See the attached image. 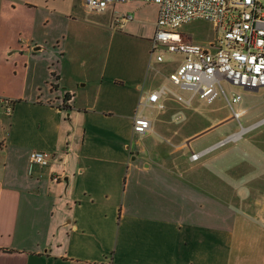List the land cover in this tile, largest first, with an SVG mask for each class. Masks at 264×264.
I'll return each instance as SVG.
<instances>
[{"label": "crops", "instance_id": "crops-1", "mask_svg": "<svg viewBox=\"0 0 264 264\" xmlns=\"http://www.w3.org/2000/svg\"><path fill=\"white\" fill-rule=\"evenodd\" d=\"M81 1L0 0V264H264V131L193 162L219 138L151 119L169 96L143 106L170 83L150 75L156 28L128 53Z\"/></svg>", "mask_w": 264, "mask_h": 264}, {"label": "built area", "instance_id": "built-area-1", "mask_svg": "<svg viewBox=\"0 0 264 264\" xmlns=\"http://www.w3.org/2000/svg\"><path fill=\"white\" fill-rule=\"evenodd\" d=\"M132 3L158 7L151 56L160 63L165 60V52L184 56L177 70L170 74L169 81L191 92V97L184 100L169 85H164L151 93L143 106L162 108L161 99L169 95H175L187 105L196 98L212 103L223 96L233 111L232 119L239 122L238 132L202 151H192L193 162L240 142L264 125L263 119L244 127L235 110L243 101L242 95L234 92L230 96L224 88V83L249 92L264 88V5L260 0H85V8L92 13H103L110 6ZM133 20L134 15L118 17L116 26L124 28ZM195 21H206L214 26L217 33L214 42L207 46L196 44L178 32L180 27ZM0 102L6 114L11 115L13 101L1 99ZM133 129L137 134L146 135L153 131L152 122L136 114ZM53 159V155L41 151L30 155L31 163L40 167L49 166Z\"/></svg>", "mask_w": 264, "mask_h": 264}, {"label": "rangeland", "instance_id": "rangeland-1", "mask_svg": "<svg viewBox=\"0 0 264 264\" xmlns=\"http://www.w3.org/2000/svg\"><path fill=\"white\" fill-rule=\"evenodd\" d=\"M78 6L82 4L81 0H73ZM264 5V0H260ZM121 10L115 15L113 12L108 11L104 14H92L87 15V18L92 22H99L104 25L110 32L117 34L118 39L121 40L124 48L128 53L138 52L144 53L149 49L150 38L153 35L156 28L158 7L152 4L145 3H132L126 6L118 7ZM130 14L135 16V21L130 26L131 30H121L116 27L115 20L118 15ZM180 34H183L186 39L192 40L196 44L207 46L214 42L217 38V33L214 26L206 21H195L190 24L184 25L178 29ZM116 36V37H117ZM149 45V46H148ZM164 49V48H163ZM165 63H156V59L152 61V68L150 69V75H157V82L166 80L172 72H174L182 60L181 55L164 53ZM173 91L182 99L188 100L191 97V92L181 90L178 87L173 86L167 81ZM224 88L228 95L232 93H240L243 97V101L240 105L235 107L236 112L239 114L240 122L244 127H249L259 120L264 119V88L258 92H249L237 87H230L227 83H224ZM148 115L151 119L157 120L163 118L166 121H172V130H178L182 128V123L177 121L179 118L195 119L198 124V129H206L209 131L205 136L193 143L194 148L198 146L207 145L211 141L219 138L223 140L228 135L236 133L240 129L239 122L236 119H231L233 111L229 108L226 100L223 96H218L212 103H207L199 98H196L191 105H187L181 99L175 95H169L166 98V111L164 114H159L157 110H149ZM158 126V124H157ZM170 126V124H169ZM157 131L160 132V129ZM191 130V129H190ZM201 131V130H200ZM264 131V125L255 130L251 135ZM163 144L170 148L175 149L173 142H167L162 136H156ZM221 137V138H220ZM231 144L222 148L211 155H216L223 150L230 149ZM187 150L190 148L188 146Z\"/></svg>", "mask_w": 264, "mask_h": 264}]
</instances>
